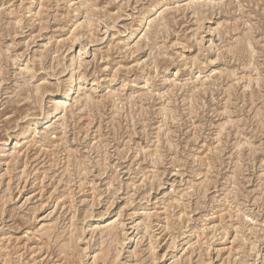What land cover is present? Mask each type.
I'll return each instance as SVG.
<instances>
[{"label":"rangeland","instance_id":"rangeland-1","mask_svg":"<svg viewBox=\"0 0 264 264\" xmlns=\"http://www.w3.org/2000/svg\"><path fill=\"white\" fill-rule=\"evenodd\" d=\"M0 264H264V0H0Z\"/></svg>","mask_w":264,"mask_h":264},{"label":"bare ground","instance_id":"bare-ground-1","mask_svg":"<svg viewBox=\"0 0 264 264\" xmlns=\"http://www.w3.org/2000/svg\"><path fill=\"white\" fill-rule=\"evenodd\" d=\"M77 10H78V9H77ZM75 43H76V42H75ZM71 92H72V91H71ZM37 94H38V93H37ZM68 94H69V93H68ZM60 96H62V94H61ZM64 96H65V95H64ZM62 97H63V96H62ZM68 97H69V96H67V95L65 96L66 99H67ZM54 101H55V100H54ZM62 101H63V100H62ZM41 108H42V106H41ZM41 110H42V109H41ZM43 112H44V110H43ZM43 112H42V113H43ZM45 112H46V111H45ZM57 114H58V113H57ZM47 115H48V114H47ZM117 240H118V239H117Z\"/></svg>","mask_w":264,"mask_h":264}]
</instances>
